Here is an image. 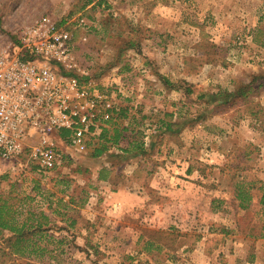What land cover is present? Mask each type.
<instances>
[{
    "label": "rangeland",
    "instance_id": "rangeland-1",
    "mask_svg": "<svg viewBox=\"0 0 264 264\" xmlns=\"http://www.w3.org/2000/svg\"><path fill=\"white\" fill-rule=\"evenodd\" d=\"M87 2L0 0V49L41 18L76 20L93 93L116 117L128 108L106 122L126 130L101 157L92 144L50 171L0 159L18 222L50 218L30 257L1 230L0 264H264V0ZM242 84L254 89L222 103Z\"/></svg>",
    "mask_w": 264,
    "mask_h": 264
},
{
    "label": "built area",
    "instance_id": "built-area-1",
    "mask_svg": "<svg viewBox=\"0 0 264 264\" xmlns=\"http://www.w3.org/2000/svg\"><path fill=\"white\" fill-rule=\"evenodd\" d=\"M74 22L41 18L0 49V159L56 168L62 153L85 152L117 112L84 79L90 73L76 59Z\"/></svg>",
    "mask_w": 264,
    "mask_h": 264
},
{
    "label": "trees",
    "instance_id": "trees-1",
    "mask_svg": "<svg viewBox=\"0 0 264 264\" xmlns=\"http://www.w3.org/2000/svg\"><path fill=\"white\" fill-rule=\"evenodd\" d=\"M92 0H88V3H91ZM101 1L97 2V5H100ZM131 46H134L133 43L130 44ZM91 74L86 76L84 79L89 80L91 79ZM168 83H170L168 81ZM171 85V84H169ZM169 87V86H168ZM254 89V86L252 84H242L236 90L230 94H224L225 98L223 99L222 103H227L230 101L231 98L235 97H243L246 98L247 95H249L252 90ZM188 92L190 90H187ZM213 99L216 100V94L213 95ZM128 108H124L121 110V113H118L116 117V113L112 116V120L118 117H125L127 115L126 111ZM111 120V121H112ZM110 121V122H111ZM109 123V121H108ZM173 123L172 122H166V129L172 130L173 129ZM112 128L105 126L102 129V132L99 136H97V140H89L87 142V147H90L92 144L94 145L93 152L91 153V156L94 158L101 157L104 153L109 151L112 146L114 145H120L119 143L124 140V137L122 136L123 130H126V128L120 129L118 122L112 123ZM60 135L65 138L71 135L70 130H63L61 131ZM129 147L123 149L125 152H130L131 150L135 149L133 146V142H128ZM142 148V147H141ZM121 149V148H120ZM67 156L66 153H62V159L64 162L65 157ZM60 168V167H59ZM58 169V167L50 169L54 170ZM49 170V171H50ZM46 171V170H44ZM106 174H108V171H105ZM100 179H107V176H100ZM261 195L259 199L260 205L264 208V186L261 188ZM236 197L240 200V207L241 208H247L251 202L252 194H250L249 191H247L243 187H239L237 191ZM17 214L18 211L13 209V206L8 203L7 200L3 199L0 196V231L1 230H7L10 232V235L7 237V240L10 242V247L12 248L13 253H17L21 256H27L30 257L33 253H36L37 251L43 252L45 250V247L40 246L38 243L39 240H42V237H44L45 232L48 231V228H44V224H48L50 222V218L46 214H42L41 221L38 220L36 225L29 224V220L31 219L30 216L33 215V213L30 212V216L28 219L24 220V222H18L17 220ZM264 229V227L262 228ZM38 238H33V236H37ZM261 236L264 237V233L261 234ZM36 257V256H34ZM39 258V257H37Z\"/></svg>",
    "mask_w": 264,
    "mask_h": 264
}]
</instances>
